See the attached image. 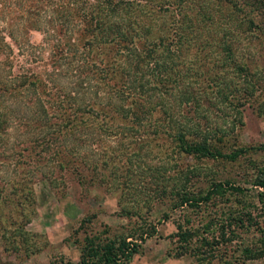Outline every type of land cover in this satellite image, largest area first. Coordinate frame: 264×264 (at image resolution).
Segmentation results:
<instances>
[{"label": "trees", "instance_id": "obj_1", "mask_svg": "<svg viewBox=\"0 0 264 264\" xmlns=\"http://www.w3.org/2000/svg\"><path fill=\"white\" fill-rule=\"evenodd\" d=\"M32 31L41 36L37 45L27 39ZM12 44L23 65L36 60L65 65L72 62L69 53L78 55L73 64L93 79L89 96L77 95L81 81L61 94L54 86V91H47L48 83L38 71L11 73ZM34 51L47 56L32 58ZM1 71L0 128L4 111H21L25 130L35 134L30 148L59 152L57 138L66 144L71 135L73 145L80 139L76 132L89 129L90 134H100L120 125L131 133L142 128L163 131L180 153L195 159L234 160L244 148L226 153L213 141L233 129L240 107L262 87L264 0H0ZM216 116L223 121L215 122ZM39 154L31 171L44 161ZM189 172L197 176L181 169L178 176L189 182ZM183 186L172 183L170 209L199 208L216 196L226 199V192L246 190L227 180L210 181L202 193ZM250 188L264 206V168L257 170ZM159 192L165 194L166 187ZM248 206L241 202L219 220L210 217L199 229H184L179 252L210 262L217 249L231 246L239 230L254 226L257 238L239 242L234 251L245 259L264 257V224ZM155 232V224L147 223L127 235L84 236L77 262L49 264H125L137 252V240ZM192 236L194 247L188 243Z\"/></svg>", "mask_w": 264, "mask_h": 264}, {"label": "rangeland", "instance_id": "obj_2", "mask_svg": "<svg viewBox=\"0 0 264 264\" xmlns=\"http://www.w3.org/2000/svg\"><path fill=\"white\" fill-rule=\"evenodd\" d=\"M40 38L36 31L27 35L34 45ZM12 49L15 57L10 70L14 75L19 74L18 69L38 71L48 83L47 91H54V86L61 94L62 90L77 88L81 81L77 95L89 96L93 79L79 71L80 65H74L78 55L69 53L67 57L72 62L65 65H42L37 60L23 65L13 44ZM42 55L43 59L47 56L46 52L34 51L30 57L39 59ZM27 94L23 91L22 95ZM240 109V120L233 129L222 140L213 141L226 153L244 148L234 160L195 159L180 153L163 131L150 133L142 128L145 131L131 133L120 125L100 134H90L89 129L76 132L74 136L80 139L73 145L71 135L66 144L57 138L59 152L38 150L28 144L35 134L25 130V120L18 116L22 112L17 115L4 111L5 121L0 128V264H49L59 260L75 263L79 260L78 244L84 236L127 235L147 223H154L156 232L137 240V252L125 264H264V257L245 259L237 249L241 243L257 238L259 230L254 226L239 230L231 246L217 249L210 262L179 252L184 229H199L210 217L219 220L241 202L250 205L247 208L251 215L261 226L264 224V206L250 188L257 170L264 168V149L258 147L264 145V79L261 89ZM214 120L223 121L220 116ZM25 139L27 142L21 143ZM38 151L44 161L31 171L38 163L34 160L39 157ZM180 169L197 176L189 172L190 181L185 182L184 176H178ZM213 180H227L246 190L226 192V199L216 196L209 205L199 208L170 209L168 193L172 183L202 193ZM163 186L165 194L159 192ZM188 243L191 247L197 245L193 236ZM217 252L223 256L217 257Z\"/></svg>", "mask_w": 264, "mask_h": 264}]
</instances>
